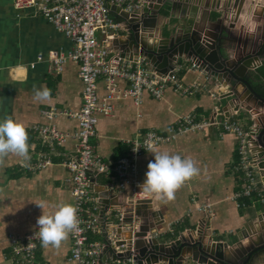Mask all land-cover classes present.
Here are the masks:
<instances>
[{
    "label": "crops",
    "instance_id": "0c3cea01",
    "mask_svg": "<svg viewBox=\"0 0 264 264\" xmlns=\"http://www.w3.org/2000/svg\"><path fill=\"white\" fill-rule=\"evenodd\" d=\"M238 2L157 0L154 6H161L163 15L168 17L157 16L158 28L154 29V38L160 39L161 31L168 35L185 22L181 19L186 18L188 21L193 20L195 27L215 25L219 19L228 24L233 21L232 14L234 16ZM244 6L236 27L264 36L263 0H245ZM146 9L150 8L145 6ZM223 9L227 10V17L222 16ZM145 14H148V10ZM258 14L262 16L257 20ZM113 16L126 23L119 13L113 12ZM129 31L125 26L115 36L110 46L113 52L122 54L126 49L130 50L126 43ZM72 48V41L65 33L56 29L41 13L17 8L14 0H0V120L12 118L26 127L30 156L28 161L16 153L0 158V264L11 263L10 236L29 232L35 219L42 215V209L36 202L44 203L43 211L46 214L53 213L61 204L74 205L68 180L71 174L62 164V159L74 153L77 143L74 134L79 125L76 118L62 112L75 114L81 109L83 83L76 61L67 58L62 70L56 71L50 57L52 52L68 56ZM257 64L260 65L254 67L253 71L264 82V55L255 61L254 66ZM175 75L184 84L198 82L194 93L182 95L170 84L160 99L146 94L140 105L131 98L114 101L112 114L98 115V134L92 138L96 151L105 159L121 158L128 153L126 139L150 129L164 132L171 122L189 113L195 114L198 120L215 118L222 122L229 117L249 130L254 128L256 111L264 112L259 101L252 98L243 87L237 88L238 96L228 95L232 92L229 84L219 82L212 76L208 78L206 73L192 68L191 61L182 60L175 68ZM36 89H48L50 96L44 100L37 99ZM212 92L219 93V96L214 98ZM99 93H105L102 79L99 81ZM44 110H55L54 119L47 118ZM44 125H55L71 136L63 145L49 147L43 144L38 132L32 130L34 126ZM221 132L220 126L210 127L207 132L185 131L173 142L155 148L158 152L191 159L198 169L175 191L171 200L148 193L155 212L151 222L156 223L155 235L160 239L169 241V237L175 238L174 235L183 233L195 235L194 230L198 226L209 244L211 236L216 242L229 244L241 239L244 244H248L252 239H259L258 229L264 224V181L258 172L259 168L254 167L253 176L258 181V190L250 195L241 194L246 185V176L240 168L239 138L235 133ZM40 153L53 156V163L44 168H33ZM150 161H154V154L148 151L139 158L142 182ZM22 162L27 167L22 166ZM116 183L117 177L114 175L98 177L94 187L101 204L96 213L104 228L100 233L91 234L90 238L100 241L104 251L107 246L104 235L106 215H114L116 205L121 204L126 208V196L131 192V188L122 192L109 188ZM205 204L210 205L208 210L197 209ZM143 222V218L139 217L136 224ZM134 232H137L136 228ZM121 236L126 237L127 234L121 232ZM71 248L72 238L69 236L58 248L39 244L36 262L73 264L69 259ZM123 249L119 247L118 250ZM107 258L113 260L111 255ZM260 262L264 264V259L261 258Z\"/></svg>",
    "mask_w": 264,
    "mask_h": 264
},
{
    "label": "built area",
    "instance_id": "2783aa9c",
    "mask_svg": "<svg viewBox=\"0 0 264 264\" xmlns=\"http://www.w3.org/2000/svg\"><path fill=\"white\" fill-rule=\"evenodd\" d=\"M155 2L156 0H14L17 8L33 9L41 13L56 29L65 33L72 41L73 48L68 56L57 52L50 54L56 71L62 70L67 58L79 64V77L83 83L81 109L75 114L62 112L76 118L79 125L78 131L74 134L77 140L75 151L66 159H62V164L69 169L71 174L68 180L71 184L78 217L77 228L69 234L72 238L69 259L73 264H141L133 256L127 259L117 257L115 260L101 262L103 246L100 241L91 240L90 236L100 233L103 227L96 213L101 208L94 188L98 177L107 178L111 175L117 177V183L111 184L109 188H114L119 192L131 188V192L126 196V203L130 207L126 210L120 204L114 208L116 212L113 216L117 218V221L121 222L126 216L138 217L137 202L140 200L142 204L149 197L148 192L140 186L142 181L139 176V158L147 152L144 148L146 142L155 149L173 142L185 131L203 130L207 132L210 127L220 126L221 134L232 132L239 138L240 168L246 176V185L241 194L250 195L258 190V181L253 176V168L257 166L251 149L253 129L245 130L229 117L221 122L215 118L198 120L193 113L185 114L171 122L164 132L150 129L126 139L128 153L121 158L105 159L96 151L92 138L98 134V115L112 114L114 101L131 98L140 105L146 94L156 99L162 98L170 84L182 95L193 94L199 85L198 82L184 84L176 77L175 69L172 74H160L145 57L122 56L111 50V42L115 36L120 34V30L126 26V23L124 24L113 16V11L108 4H115L131 15H141L145 6ZM192 68L205 74L204 69L196 62H192ZM206 76L211 77L209 74ZM100 79L105 86L104 95L99 93ZM211 95L217 98L219 93L212 92ZM43 112L50 120L56 116L55 110H44ZM233 112L237 111L233 110ZM32 130L38 132L43 144L49 147L61 146L71 136L57 129L55 125L34 126ZM52 163L53 156L40 153L39 160L33 168H44ZM258 168L260 177L264 181V169ZM209 207V204H205L198 206L197 209L205 211ZM111 216L106 215V224L109 223ZM37 219L38 217L29 232L10 236L9 242L12 250V256L9 258L10 264H38L36 250L41 241ZM133 225L138 226L136 222H133ZM118 249L119 247L116 246L117 252H120L121 250Z\"/></svg>",
    "mask_w": 264,
    "mask_h": 264
},
{
    "label": "water",
    "instance_id": "95a60500",
    "mask_svg": "<svg viewBox=\"0 0 264 264\" xmlns=\"http://www.w3.org/2000/svg\"><path fill=\"white\" fill-rule=\"evenodd\" d=\"M244 1L239 0L234 16L232 14L233 21L228 24L219 19L215 25L195 27L193 20L181 19L185 22L168 35L161 31L160 39L154 38V29L158 28L157 16H165L161 6L151 3L148 5L150 9L143 10L141 15H131L115 4L109 3L108 6L113 12L119 13L130 30L126 38L130 50L126 49L120 55L145 57L160 74H172L182 60L196 62L205 73L230 85L232 92L228 95L238 96L237 88L241 86L263 108L264 82L253 68L255 61L264 55V36L257 32H244L236 27L245 7ZM147 10L148 14H145ZM258 15L257 20L262 16ZM222 16L227 17V10L223 9ZM255 114L251 149L257 166L264 169V112L257 110ZM151 202V199L142 204L140 200L137 202L136 214L144 222L136 227L133 222H137L138 217L126 216L118 222L115 216H111L105 225L107 246L101 255V262L106 261L108 255L113 260L133 256L141 264H190L192 261L195 264H261V258L264 259V224L262 227L259 225V239H252L248 244H244L242 239L234 244L216 242L212 236L209 237V244L200 226L194 230L195 235L183 233L164 241L155 235L156 223L151 222L155 212ZM129 207L126 204L125 209ZM107 227L109 230H106ZM135 228L137 232H134ZM120 231L127 236L122 237ZM116 246L124 249L117 252Z\"/></svg>",
    "mask_w": 264,
    "mask_h": 264
},
{
    "label": "clouds",
    "instance_id": "9594fccd",
    "mask_svg": "<svg viewBox=\"0 0 264 264\" xmlns=\"http://www.w3.org/2000/svg\"><path fill=\"white\" fill-rule=\"evenodd\" d=\"M49 96L48 89L35 90L37 99L44 100ZM28 140L29 134L21 122L12 118L0 120V158L9 153H16L23 157L24 161L30 160ZM144 148L154 154V161L149 162L148 170L140 186L145 192L157 194L161 199L171 200L175 191L198 171L191 159L182 158L178 154L158 152L147 142ZM22 166L27 167V164L22 162ZM36 203L42 209V215L37 219L41 246L60 247L62 241L77 228L76 207L72 204H61L53 213L46 214L43 211L44 203Z\"/></svg>",
    "mask_w": 264,
    "mask_h": 264
},
{
    "label": "rangeland",
    "instance_id": "374dc122",
    "mask_svg": "<svg viewBox=\"0 0 264 264\" xmlns=\"http://www.w3.org/2000/svg\"><path fill=\"white\" fill-rule=\"evenodd\" d=\"M117 220V219H116Z\"/></svg>",
    "mask_w": 264,
    "mask_h": 264
}]
</instances>
